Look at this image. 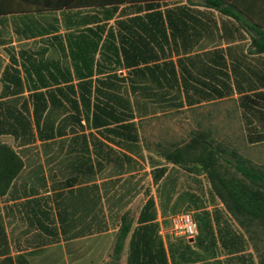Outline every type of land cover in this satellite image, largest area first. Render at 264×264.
<instances>
[{"label": "trees", "instance_id": "obj_1", "mask_svg": "<svg viewBox=\"0 0 264 264\" xmlns=\"http://www.w3.org/2000/svg\"><path fill=\"white\" fill-rule=\"evenodd\" d=\"M16 1L20 0H0V20L8 13L21 14L19 17L24 19H20L21 24L15 29L24 35L58 31L57 20L43 25L31 15L52 10L47 6H66L62 21L68 29L64 33L71 59L75 67L77 59L86 68L84 74L79 73L80 77L90 76L93 65L98 73L109 72L103 78L96 77L94 87L92 78L88 77L80 78L76 89L66 84L33 90L29 94L33 101L32 118L26 101L17 107L0 100V196L9 190L23 167L21 154L3 141L2 135H11L19 144H36L38 139L41 144L50 145L56 134L64 132L65 125H70L72 131L84 129L82 116L88 127L98 129L111 141L132 149L142 139L148 147L150 143L139 135L140 119L149 117L144 118L145 115L154 116L173 108L180 111L184 103L216 98L222 103L223 130L238 129L248 143L264 142V73L246 64L248 53L264 52V24L255 20H230V17L240 19V14L228 0H30L40 8H18ZM71 16L75 17L71 19ZM112 18L113 23L107 25L104 20ZM246 33L250 41L243 50L236 41L245 38ZM59 36L56 32L52 38ZM50 40V37L42 38L45 42ZM58 43L65 55L64 44L61 40ZM72 45H76L77 55ZM33 65L46 69V74L53 78L52 69L64 66L52 58ZM118 68H125V75H119ZM245 71L249 74L246 86L241 83L244 75L240 74ZM1 78L18 84L19 76L7 74L4 68ZM37 79L46 83L44 74L37 73ZM61 97L67 100L65 107L70 111L55 124L53 112L61 107ZM211 129L212 124L198 123L191 127L187 137L159 140L153 145L160 147L155 150L164 161L206 175L210 201L219 200L230 212L245 231L258 263L264 264V165L244 155L231 135L223 132L220 141L214 139ZM112 135H118L119 139ZM86 144L85 135L72 136L68 142L81 147ZM91 144L98 146L102 142L91 136ZM164 169V166L154 169V177ZM152 203L148 200L142 208L141 226L154 228L157 224L152 220L154 213L144 214ZM199 206L206 207L207 203L200 201ZM122 219L113 248L115 259L131 225L126 215ZM132 235L145 234L135 231ZM132 242L129 263L133 256ZM221 243L229 252L237 248L224 239ZM150 248L147 243L139 248L144 264L154 258L157 263L153 264H165L162 247L152 255Z\"/></svg>", "mask_w": 264, "mask_h": 264}, {"label": "crops", "instance_id": "obj_2", "mask_svg": "<svg viewBox=\"0 0 264 264\" xmlns=\"http://www.w3.org/2000/svg\"><path fill=\"white\" fill-rule=\"evenodd\" d=\"M228 1L240 14V19L230 17V20H255L264 24V0ZM15 3H19L15 6L18 8L42 7L31 4L30 0ZM47 7L52 10L33 12L31 16L43 25L57 20L58 31L24 35L15 29L21 24L20 19H24L19 17L21 14L8 13L2 16L4 20H0V45L3 47L0 53L3 61L0 64V100L17 107L26 101L31 118L33 101L29 94L33 90L66 84H72L76 89L77 81L88 77L92 78L94 87L95 78H103L109 72L98 73L93 65L90 76L80 77L86 68L81 67L77 59L75 67L71 59L64 33L68 29L62 21V10L66 6ZM104 21L109 25L114 20ZM4 27L10 29L9 36H5ZM56 32L60 33L59 38H52ZM44 37L52 40L42 41ZM59 40L64 44L65 55L59 48ZM249 41L250 35L246 33L245 38L236 42H240L245 50ZM72 46L77 55L76 45ZM47 58L60 60L64 65L52 69L54 78L46 74V69L33 65V62ZM246 64L264 73V52L248 53ZM4 68H7V74L19 76L18 84L8 78L2 80ZM117 72L125 75L126 70L118 68ZM37 73L45 75L46 83L37 79ZM240 74L244 75L241 83L246 86L249 74L246 71ZM55 78L57 81L53 80ZM252 80H255L253 76ZM75 97L81 109L77 93ZM60 100L61 107L53 112L55 124L70 111L65 107L67 100L63 97ZM179 109L145 115L144 118L149 117L140 119L139 135L150 143L148 147L143 145L142 139L132 149L111 141L98 129L88 127L83 116L84 129L72 131L70 125H65L64 132L56 134L50 145L41 144L38 139L36 144H19L11 135H2L1 139L21 154L23 167L9 190L0 196V264H144V255L139 252L142 243L151 247V255L161 246L165 264H259L245 231L219 200L210 201L206 175L164 161L155 150L160 147L153 145L159 140L187 137L191 127L198 123L212 124L211 135L218 141L223 132L232 135L235 129H222L221 101L215 98L184 103ZM179 115L184 126L181 131L173 124ZM77 135H85L86 146L68 145L69 139ZM91 136L99 138L102 144L93 146ZM112 136L119 139L118 135ZM161 166L165 169L155 178L154 169ZM148 200L153 203L144 214L154 213L152 220L157 222L154 228L141 226L139 221ZM200 201L206 202L207 206H199ZM182 210L190 211L197 222L198 233L193 238L170 230V215ZM122 215H126L131 225L115 259L113 248L121 229ZM135 231L145 235H132ZM222 239L236 244L237 248L231 252L225 250ZM131 240L133 256L129 263ZM153 263H157V258L146 264Z\"/></svg>", "mask_w": 264, "mask_h": 264}, {"label": "rangeland", "instance_id": "obj_3", "mask_svg": "<svg viewBox=\"0 0 264 264\" xmlns=\"http://www.w3.org/2000/svg\"><path fill=\"white\" fill-rule=\"evenodd\" d=\"M5 36H9L10 29L5 28ZM3 47L0 45V53H2ZM1 59H0V64H1ZM3 62V61H2ZM181 115L174 121V127L178 128L176 130L181 131L182 127V120H181ZM232 133V132H231ZM232 138L234 139L235 143L238 145L239 150L252 159L253 161H256L258 163L264 164V142L260 143H248L244 139V135L238 130L235 129L232 133ZM13 143L18 144V142L14 141Z\"/></svg>", "mask_w": 264, "mask_h": 264}, {"label": "built area", "instance_id": "obj_4", "mask_svg": "<svg viewBox=\"0 0 264 264\" xmlns=\"http://www.w3.org/2000/svg\"><path fill=\"white\" fill-rule=\"evenodd\" d=\"M170 230L183 234L187 238H193L198 233L197 222L190 211H178L169 217Z\"/></svg>", "mask_w": 264, "mask_h": 264}]
</instances>
